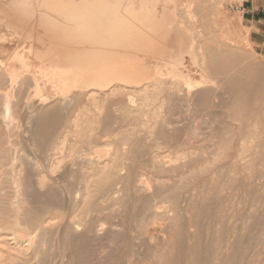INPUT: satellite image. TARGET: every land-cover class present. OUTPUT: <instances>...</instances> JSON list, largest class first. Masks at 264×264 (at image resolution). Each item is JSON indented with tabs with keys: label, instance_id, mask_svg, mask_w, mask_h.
I'll use <instances>...</instances> for the list:
<instances>
[{
	"label": "bare ground",
	"instance_id": "6f19581e",
	"mask_svg": "<svg viewBox=\"0 0 264 264\" xmlns=\"http://www.w3.org/2000/svg\"><path fill=\"white\" fill-rule=\"evenodd\" d=\"M64 1L0 0V7L4 8L0 10L4 119L11 123L20 118L34 124L33 129L26 127L23 132L32 134L33 157L20 147L18 140L12 139L14 134L10 131L0 133V195L5 213L0 221V264H65L68 260V264H151L145 261L146 255L154 249L152 253L157 257L164 246L150 247V240L157 241V237L152 232L148 234L149 227L161 221L165 228L172 229L181 212L189 210L180 204L176 181L172 191L158 190L144 197V171L156 178L169 169L163 164L164 149L185 155L188 148L191 151L201 141L197 144L204 154L221 155L223 159L207 176L211 179L206 183L209 187L204 186L208 196L203 199L207 202L202 198L200 202L208 207L217 198L220 203L225 199L221 193L225 188L215 185L224 180L212 186L215 174H229L226 170H230V164L224 162L228 158L235 160H230L231 166L238 169L237 160L244 157L243 143L253 138L264 118V80L254 84L253 76L242 67L245 55L240 44L251 43L245 34L249 29L242 33V15L230 19L218 5L209 7L206 0H68L69 10H58ZM11 24L15 28L21 26L22 33L25 31L26 42L30 43H24L30 44V51L23 53L19 48L22 45H17V41L22 36L14 35L15 30L11 32L15 29ZM142 46L145 51L140 50ZM37 103L39 107L51 106L34 120L39 111L23 110ZM198 119L208 124V132L197 134ZM185 121L189 123L182 130L180 123ZM184 132L189 135L186 140L182 139ZM103 138H108L104 144L111 149L99 151ZM96 147L99 154L94 159L91 156ZM55 154L58 157L53 160ZM67 159L70 171H61L57 177L51 175ZM199 163L201 170L202 162L200 167ZM245 165L243 169L248 168ZM125 168L128 173H121ZM241 172L227 176L228 188L233 187L235 175ZM258 175L264 176V172L258 170L257 175H249L244 181L253 192L264 190V186L255 185ZM179 178L184 183L185 179ZM151 187L153 191L154 184ZM209 195L213 197L208 198ZM194 196L190 194V200ZM261 197L256 194L253 199ZM111 205L121 209H111ZM229 210L225 213L222 206L214 210L215 219L207 232L213 239L210 249L201 243L200 233L194 236V243L188 235L189 243L185 244V236L181 237L178 253L165 255L166 260L173 264H239L237 253L245 252L242 241L247 229L244 234L238 231L243 237L236 234L237 240L219 243L223 226L228 237L238 230L229 223L233 221V210ZM127 212L129 218L125 216ZM251 213L249 216H254ZM242 222L241 227H246L247 222ZM217 224H221L219 229ZM247 224L249 227V221ZM263 230L264 227L259 231ZM135 232L147 235L137 237ZM115 242L119 246L114 248ZM229 249L236 253L228 252ZM248 257L249 261L254 255Z\"/></svg>",
	"mask_w": 264,
	"mask_h": 264
},
{
	"label": "rangeland",
	"instance_id": "374dc122",
	"mask_svg": "<svg viewBox=\"0 0 264 264\" xmlns=\"http://www.w3.org/2000/svg\"><path fill=\"white\" fill-rule=\"evenodd\" d=\"M184 1H188V0H184ZM207 1V3H208V5H209V7H210V5L212 4V5H218L219 7H220V9L223 11V12H226L225 14L226 15H228V18H230V19H232V17H234L235 18V16H236V18H237V16L239 17V16H241L242 15V13L239 11V10H236V7H238L240 4H241V2H242V0H206ZM218 1V2H217ZM220 1V2H219ZM206 3V4H207ZM218 3V4H217ZM58 10H69V4H68V0H65L63 3L62 2H60L59 3V6H58ZM0 10H4V8H1L0 7ZM211 10V9H210ZM0 14H2L1 12H0ZM3 15V14H2ZM190 17H191V15H190ZM193 19V18H192ZM196 19V18H195ZM189 21V20H188ZM188 24H190V23H188ZM200 24V22H197V24L196 25H199ZM242 25H243V22H242ZM11 26L13 27V25L11 24ZM10 26V27H11ZM245 26L243 25V27H242V33L244 34L245 32H246V28H244ZM2 28V27H1ZM13 28H15V26L13 27ZM18 28H19V30H18ZM18 28H15V29H11V32L12 31H14V32H12V33H14V35H16L17 34V36L18 37H21L22 36V38H24V39H22V38H20L19 39V41H17L18 43H17V45H22L24 48H21V47H19L21 50L23 49V53H25V52H27L29 49V46H30V44H25V43H30V42H26V41H28L27 40V38H26V35L24 34V32L22 33L21 31H23L22 29H21V26L20 27H18ZM18 31V32H17ZM244 31V32H243ZM21 32V33H20ZM0 34H1V32H0ZM24 36H23V35ZM246 35H247V39L249 40V37H248V31L245 33ZM26 38V39H25ZM21 39L23 40V41H21ZM1 41V40H0ZM9 40H7V43L9 44L10 43V41L8 42ZM121 41V43H123L124 44V42H126L125 40H120ZM25 42V43H24ZM128 42V41H127ZM25 46H24V45ZM71 43H69V45H70ZM247 43H241L240 45H241V47H242V50H243V53H244V55H245V61L242 63V67H244L245 69H246V71H248L250 74H251V76H253V80H254V84H260V81L263 79L264 80V54H262L259 50H257L254 46H253V44H247ZM13 45V44H12ZM15 45V44H14ZM29 45V46H28ZM251 45H252V48H251ZM27 47V48H26ZM248 47V48H247ZM18 48V49H19ZM247 48V49H246ZM25 49H27V50H25ZM25 50V51H24ZM140 50L141 51H145L146 50V47L145 46H142V47H140ZM30 51V50H29ZM143 55V54H142ZM3 57V58H2ZM6 56H1V58L2 59H4ZM146 58L148 57V56H145ZM246 57L248 58V59H246ZM7 59V58H6ZM248 60V61H247ZM254 63V64H253ZM249 65H251V66H249ZM252 67H253V69H252ZM253 71V72H252ZM252 72V73H251ZM256 74V75H255ZM255 75V76H254ZM258 75V76H257ZM260 79V80H259ZM3 92H0V103H2V104H0V133H6V132H11L12 134H14V136H12V139L13 140H18V142H19V145H20V147H23L26 151H28V153H29V155L30 156H32L33 157V151L30 149L31 148V138H32V134L31 133H26V135L24 134L25 132H24V130H26L27 128H29V129H33L34 128V124L33 123H30V125H29V123L27 124V121H25V120H23V119H20V118H18V119H15V121L14 122H11L10 123V121L9 122H7L8 120H5L4 119V115L6 114V112H5V109H4V107H3V99H2V97H3ZM2 95V96H1ZM40 105H38V103L35 105V106H33L32 108H31V106L29 107V106H27V107H25L24 108V110H23V112L24 113H26V112H33V113H35L36 111L38 112V113H40V114H38L36 117H35V119L34 120H36L37 118H39V116L41 117V112H42V115L44 114V112H46L45 110H47V109H49L50 108V106H51V104H46V105H43V106H45V107H43V106H41V107H39ZM47 107V108H46ZM43 109V110H42ZM41 110V111H40ZM263 112H264V110H262ZM246 113H248L247 111H245ZM20 121H21V123H20ZM198 122H197V124H196V127L195 128H197V126H199V128H197L196 129V132H197V134H201V133H203V132H208L209 130H208V124L206 123V122H204V120L203 119H198L197 120ZM7 122V123H6ZM205 123V126L203 125L204 123ZM11 124V126L9 125V124ZM20 123V124H19ZM189 123V121L187 122V121H185V123L183 122V123H180V125L182 124L183 126L181 127L182 128V130L184 129V127L185 126H187V124ZM8 126H10V127H8ZM19 124V125H18ZM4 125H6V127L4 126ZM25 125V126H24ZM185 125V126H184ZM2 126V127H1ZM16 127V128H14V127ZM24 127V128H23ZM27 127V128H26ZM31 127V128H30ZM201 127V128H200ZM204 127V128H203ZM205 127H207V128H205ZM9 128V129H8ZM13 128V129H12ZM19 128V129H18ZM244 128H246V127H244ZM203 129H206V130H203ZM5 130H7V131H5ZM17 130H18V132H17ZM199 130V131H198ZM243 130H245V129H243ZM13 131V132H12ZM257 132L256 133H253L254 134V136H253V138L252 139H250V140H248V142H244L243 143V147H245V149L243 150V152H241L242 154H243V160H237L238 161V169H234L232 166H231V163L233 162V161H235V160H233L232 161V159L233 158H228V159H225L224 160V162H227V163H229L230 164V166L228 165V167H230V170H228L227 168V170L226 171H228L227 173H229V174H233V172H241V173H237L236 175H235V179H236V182H234L233 184H232V186L233 187H231V185H230V188H228V184H227V181H228V178L229 177H227L229 174H226L227 176H220V175H218V174H220V172H218L217 174H215L216 176H214V178H213V184H211L212 186H214V184L215 183H218L219 181H222V180H224V181H222V182H219V185H215V186H218L219 188L218 189H221L220 187H223V188H225V189H222V194L224 195V198L226 199H224V200H221L220 201V203H219V200L216 198V199H213L212 201V203L210 204V205H208V207H206V205L204 204V202H207L205 199H206V196H208V191L204 188V186L207 188V187H209V185H206V183H207V181L208 180H211V179H208V177L209 176H211L212 175V172L213 171H215L216 169H217V165L219 166L220 165V163H221V161H222V159L223 158H221V155H220V157H218V156H216V155H211V157H210V155H206V154H204L203 152H202V150L200 149V147H199V143L201 142H196V146L195 147H192V148H190L191 149V151L189 150V148H188V150H186L187 152H185V153H188V154H185L184 155V152L183 153H180V155L178 154V152H176L175 150H170L169 149V151L171 152H169L168 150H166V149H164L163 151H162V154H161V156L163 155V154H166L165 155V157H163V164L166 166V168L168 169V171L167 172H164V173H161V174H158L157 176H156V178H155V175H153L152 173H150L148 170H145L144 171V174H146L145 176H144V174H143V172H142V169H138V171H139V174H143V176L144 177H142V184H144L145 186H144V188H145V190L146 191H144V193L142 194L144 197H150V196H152V194H154V193H156L158 190H163L164 189V191H167V192H170V190L172 191V189L174 188V186L173 185H177L176 184V182L177 183H179V190H178V195H179V198H181L182 199V202L180 203L181 205L183 204V207L182 208H188V210L189 211H182L181 212V214H180V216H179V220L178 221H176L175 222V225H174V227L172 228V229H168V228H165L166 226H165V224H164V222H158V223H156L155 225H151L150 227H149V229H150V231H149V229H148V234L149 235H151V234H154V235H156L155 237H157V241H155L154 239H153V241L152 240H150V247L152 248H154V245L155 244H157V245H155V246H158L159 244H160V246L161 247H163L164 249H163V251L159 254V255H157V257L156 256H154L153 255V253H152V251L154 250V249H152V251L150 250L149 251V253L146 255V262L147 263H153V264H173L172 262H169L168 260H166V256H168L167 254H172L173 252V254H176V253H178V249H179V240H180V238L182 237V238H184V236H185V239H183L184 240V243L185 244H188L189 243V236L188 235H190L191 237H193V239L191 240V243H194L195 242V239H194V236L196 235V234H199L200 233V235H201V240H203V241H201V243L202 244H205V246H207L209 249H210V246L212 245L211 244V241L213 240V239H211V237H209V235L207 234V232H208V226L210 225V223L212 224L213 222H214V219H215V212H216V210H217V208H220V206H222V209L224 210V212L225 213H227V211L228 212H230V210L229 209H231V212H232V210H233V212H232V214H233V216L231 217V220H233L232 222H229L230 223V225L232 224L233 226H235L236 228H238V230L237 229H235V232H232V233H230V236L231 237H228L229 236V233H227V231H225V229H223V227L221 228V230H223V231H221V232H219L220 234H218V236L219 235H221V240L219 241V243L220 242H222L224 245L228 242L229 243V241H230V243L232 242V240L233 241H235V240H237L238 238H239V236H242L243 237V235H239L238 233L240 232V234H241V232H242V234H244L243 232L244 231H246V229H247V232L248 231H250L249 233H245L244 235L247 237V236H249V237H247V238H249V239H246V237L244 236L243 237V241L242 242H244L243 244H244V246H245V252H244V254L242 255V254H240L239 252L237 253V262L239 261V264H261V262H262V260H263V258H264V253H262V248H263V245H264V230L263 231H259V230H262L263 229V227H264V190H262L261 191V188L258 190V191H256V192H253V191H251L252 190V187L250 186L249 187V185L247 184V183H245L246 182V180H247V177L249 176V175H252V174H256L257 175V172H258V170H259V172H264V118L262 119V121H261V123L257 126V130H256ZM24 132V133H23ZM20 133V134H19ZM185 133L186 132H184L183 133V138L182 139H184V140H186L188 137H189V135L188 134H186L185 135ZM24 135V136H23ZM184 136L186 137V138H184ZM188 136V137H187ZM198 138H202V135L201 136H198L197 137V139ZM200 139H198V140H200ZM20 140V141H19ZM23 140H24V142H23ZM215 140V139H214ZM27 142V143H26ZM108 142V138H103L102 139V142L99 144V151H106L107 149H111V147H108L107 145H105L106 143ZM206 141H204V143H205ZM105 143V144H104ZM198 143V144H197ZM27 144V145H26ZM131 146H133V143H132V145ZM98 147V146H97ZM95 148L94 149V151L95 152H97V155H95V152L93 151L92 152V156L91 157H93L94 159H97L98 157V154H99V152H98V148ZM125 147H126V145H125ZM129 147V146H128ZM28 148V149H27ZM248 148V149H247ZM195 149H196V151H195ZM192 150L194 151V156H192L191 154H193V152H192ZM167 153H166V152ZM174 151L176 152V153H174ZM169 152V153H168ZM182 152V151H181ZM197 152V153H196ZM191 153V154H190ZM195 153L197 154L196 156H195ZM200 153V154H199ZM176 154H178L179 155V157H181L182 158V155H184L183 156V158L181 159L180 158V161L178 160V158H177V155ZM182 154V155H181ZM244 154H247V157H245V155ZM251 154V155H250ZM172 155V156H171ZM186 155H188L187 157H189V159L186 157ZM225 155V154H224ZM223 155V156H224ZM58 157V155L57 154H55L53 157H54V159L53 160H56V157ZM105 156V155H104ZM160 156V157H161ZM166 156H170V157H167L166 158ZM174 156H175V158H176V160H174ZM201 156V157H200ZM216 158H215V157ZM222 156V157H223ZM162 157L160 158L161 160L160 161H162ZM186 157V159L184 160V158ZM192 157V158H191ZM215 158V159H217V160H215L214 159V161H212L213 159L212 158ZM219 159H218V158ZM207 158V159H206ZM204 159H206V160H204ZM208 159H210L209 161H208ZM172 160H174V161H172ZM232 162H231V161ZM68 161V162H67ZM170 161V162H169ZM182 161H184V162H182ZM168 162V163H167ZM177 162H181V164L179 165ZM201 163L202 162V164H201V170H200V168H198V163ZM209 162H211V163H209ZM212 162H214V163H212ZM246 162V165L244 164V163ZM252 162V163H251ZM253 162H255V164L253 163ZM48 162H43V164H45L46 166L48 165L47 164ZM167 165H166V164ZM170 163V164H169ZM184 163H186L185 165H184ZM200 163H199V167H200ZM249 165H248V164ZM71 167V165H70V162H69V160L67 159L66 161H64L62 164H61V166L57 169V170H55V171H53V173L51 172V175H53L54 177H57V176H59V175H61L62 173H64L65 171L67 172V171H70L69 169H68V165ZM172 164H178V165H172ZM215 164V165H214ZM242 164V165H241ZM253 165V166H250V165ZM259 164H261V165H259ZM192 167H191V166ZM215 167H214V166ZM245 165V167H247L248 166V168H244L243 169V166ZM256 165V166H255ZM67 168H66V167ZM176 166V167H175ZM187 166H190L189 168L187 167ZM193 166H194V168H193ZM196 166V167H195ZM251 168H250V167ZM255 166V167H254ZM261 166V167H260ZM263 166V167H262ZM65 167V168H64ZM175 167V168H174ZM205 167V168H204ZM207 167H209L210 168V170H208V169H206ZM260 167V168H259ZM62 170H61V169ZM191 168H193L194 170H196L195 172H194V170L193 169H191ZM231 168H233L234 170L233 171H231L232 169ZM240 168V169H239ZM261 169V170H260ZM182 170H183V173H182ZM186 170V171H185ZM62 171V172H61ZM175 171H176V173H175ZM181 171V172H180ZM186 173H185V172ZM210 171V172H209ZM231 171V172H230ZM255 171V172H254ZM59 172V173H58ZM60 172H61V174H60ZM179 172V173H178ZM188 172V173H187ZM189 172H191V173H189ZM196 173L195 174V176H193V174L194 173ZM204 172V173H203ZM207 172H209V173H207ZM251 172H253V173H251ZM54 173H55V175H54ZM121 173H123V174H126V173H128V169H123L122 171H121ZM203 173V174H202ZM250 173V174H249ZM164 174V175H163ZM210 174V175H209ZM240 174V175H239ZM242 174V175H241ZM147 175H149V176H151V175H153V176H151V177H149V176H147ZM163 177H162V176ZM170 175V176H169ZM174 175V176H173ZM179 175V176H178ZM189 175H191V178H186V177H188ZM247 175V176H246ZM146 176L147 177H149L148 179L146 178ZM162 178H161V177ZM167 176H168V178H167ZM178 178H176V177ZM186 176V177H185ZM208 176V177H207ZM242 178H241V177ZM245 176V177H244ZM259 176H262V175H258V177H257V179H256V183H255V185L257 184V185H259V187H263L264 186V176H262V179H261V177H259ZM175 177V178H174ZM179 177H181V180H184V183H182L183 181H181V183L179 182ZM198 177V178H197ZM226 177V178H225ZM236 177H238V178H236ZM159 178H161V180H163L164 182L162 183L161 182V180H159ZM165 178H167V179H165ZM170 178H171V180H172V182H170L169 180H170ZM219 178V179H218ZM244 178H245V180H244ZM146 179H147V181H146ZM150 179V180H149ZM155 179H158L157 181L155 180ZM169 179V180H168ZM195 180L194 181V183H195V185L194 184H192L193 183V181L192 180ZM152 180H154V181H152ZM166 180H168V181H166ZM188 181V183L189 182H191V183H189V185L186 183L187 181ZM200 180H202V182L200 181ZM149 181H151V183L149 184ZM174 181V182H173ZM176 181V182H175ZM201 182V184L203 185H201L200 184V182ZM217 181V182H216ZM245 181V182H244ZM257 181H259V182H257ZM146 182L148 183L147 185H146ZM157 184H156V183ZM160 182V183H159ZM174 183V184H170V183ZM261 182V183H260ZM241 183H244L245 185H242ZM153 184H154V188H153V191H152V187L151 186H153ZM155 184H156V186H155ZM160 184V185H159ZM170 184V185H169ZM183 184V185H182ZM184 184H187L186 186L184 185ZM191 184V185H190ZM240 184H241V186H240ZM151 185V186H150ZM193 185V186H192ZM197 185V186H196ZM223 185H225V186H223ZM151 188H150V187ZM189 186V187H188ZM195 186V187H194ZM202 186V187H201ZM227 186V187H226ZM150 188V190L151 191H149V193L147 192L148 191V189ZM180 187H181V189H180ZM196 187H198L197 189H196ZM190 190H189V189ZM194 189V191L192 192V190ZM203 188V189H202ZM249 188H250V190H249ZM185 189H187V190H185ZM185 190V191H184ZM196 190V191H195ZM200 190V191H199ZM205 190V191H204ZM223 190H225L226 192H224ZM254 190V189H253ZM190 191V192H189ZM203 191V192H202ZM189 192V193H188ZM204 192H205V194H204ZM207 192V193H206ZM232 192V193H231ZM251 192V193H250ZM184 193V194H183ZM188 193V194H187ZM192 193L193 194H195V196H194V200H193V198L190 200V198H189V195L191 194L192 195ZM196 193H199L198 195L196 194ZM250 193V194H249ZM202 194V195H201ZM229 194V195H228ZM247 196H246V195ZM256 195V194H261L262 195V197H261V199H253V196L254 195ZM147 195V196H146ZM185 195V196H184ZM233 195V196H232ZM236 195H237V197H236ZM231 196V198L230 199H228L229 197ZM235 196V197H234ZM249 196V197H248ZM250 196H251V198H250ZM203 197H205V199H203ZM213 197V196H212ZM210 195H209V197L208 198H212ZM247 197H248V199H247ZM185 198V200H184V202H183V199ZM197 198V199H196ZM203 199V201L204 202H202V205H201V200ZM241 198V199H240ZM3 196L2 195H0V205L2 206H0V221H2L3 222V219H4V217H5V213L3 212V210H4V203H3ZM187 199V200H186ZM197 201H196V200ZM250 199V200H249ZM191 201V203H190V201ZM230 200L234 203H232V202H230ZM195 201V202H194ZM195 204V206H197V207H195L194 205H193V203ZM197 202V203H196ZM217 202V203H216ZM227 203V205H225ZM230 203V204H229ZM168 204V203H167ZM212 204L214 205V206H212ZM217 204V205H216ZM220 204V205H219ZM254 204V205H253ZM255 204H257V205H255ZM163 205V204H162ZM165 205H166V203H165ZM215 205H216V207H215ZM254 206V208H253V206ZM232 206H233V208H232ZM116 209H115V208ZM117 207H118V209H117ZM190 207H192V208H190ZM251 207H252V210H251ZM256 207V208H255ZM200 208V209H199ZM209 210H208V209ZM227 208V209H226ZM111 209H115V210H119V209H121V207H119V205H114V206H112L111 205ZM204 209V210H203ZM212 209V210H211ZM250 209V210H249ZM256 210V212L254 211L253 212V210ZM194 210H197V213H196V211L194 212ZM214 210H215V212H214ZM201 211H203L202 213H201ZM211 211V212H210ZM250 211H252L253 213H251ZM248 212H250L251 214H254V216L252 215V216H249L250 215V213H248ZM128 214H125V216L127 215V218H129V215H130V213L129 212H127ZM194 213H196L197 214V216L198 215H200V216H196V214H194ZM205 213V214H204ZM1 214H3V215H1ZM172 214V213H171ZM202 214V215H201ZM194 215H195V217H194ZM207 215H208V217H207ZM257 215V216H256ZM193 217V218H192ZM197 217V218H196ZM204 217V218H203ZM210 217H211V220H210ZM243 217H244V219H243ZM254 217V218H253ZM186 218H187V220H186ZM200 218V219H199ZM252 218V219H251ZM190 219V220H189ZM205 219V220H204ZM207 219V220H206ZM255 219V220H254ZM259 219V220H258ZM117 220H121L120 218L119 219H117ZM230 220V219H229ZM230 220V221H231ZM245 222H244V221ZM254 220V221H253ZM261 220V221H260ZM195 221V222H194ZM198 221H200V222H198ZM208 221H211V222H208ZM238 222V223H234V222ZM244 222V223H248V221H249V227H247L248 226V224L246 225H244V226H246V227H244V228H242L243 227V225L241 224V222ZM207 222L209 223V224H207ZM242 222V223H243ZM234 223V224H233ZM243 223V224H244ZM253 223V224H252ZM238 224V225H237ZM241 224V225H240ZM253 226H252V225ZM258 224H260V228H256L257 227V225ZM251 225V226H250ZM185 226V227H184ZM232 226V227H233ZM242 226V227H241ZM162 227V228H161ZM221 227V224H217V228L219 229ZM240 227V228H239ZM253 227H255V228H253ZM177 228H179L178 230H177ZM188 228V229H187ZM207 228V229H206ZM246 228V229H245ZM161 229V230H160ZM164 229H166V230H164ZM185 229H186V232H184L185 231ZM205 229V230H204ZM243 230V231H240V230ZM163 230V231H162ZM184 230V231H183ZM166 233H165V232ZM206 231V232H205ZM239 231V232H238ZM255 232V234L257 233V235L255 236V234H254V232ZM152 232V233H151ZM153 232H155V233H153ZM161 232V233H160ZM168 232V233H167ZM189 232V233H188ZM151 233V234H150ZM187 233V234H186ZM259 233V234H258ZM261 233V234H260ZM135 234L137 235V237H140V236H146L147 234L146 233H144L143 232V234H141V233H136L135 232ZM158 234V235H157ZM162 234V235H161ZM172 234V235H171ZM185 234V235H184ZM236 234H238L239 236H237ZM249 234H251V235H249ZM139 235V236H138ZM148 235V236H149ZM174 235V236H173ZM176 235V236H175ZM179 235V236H178ZM254 235V236H253ZM260 235H261V238H260ZM178 236V237H177ZM188 236V237H187ZM250 236L252 237L251 238V240L252 241H249L250 240ZM220 237V236H219ZM227 237V238H226ZM188 238V239H187ZM236 238V239H235ZM258 239V241H255V239ZM159 239V240H158ZM174 241H173V240ZM210 239H211V241H210ZM222 239H223V241H222ZM256 239V240H257ZM187 242H186V241ZM207 240V241H206ZM152 241V242H151ZM204 241H205V243H204ZM249 243H248V242ZM173 242V243H172ZM255 242L257 243V244H255ZM261 242H262V244H261ZM218 243V244H219ZM248 243V244H247ZM119 244V242H115V243H113V246H114V248L115 247H117V246H119L118 245ZM153 244V245H152ZM164 244V245H163ZM174 244V245H173ZM250 244V245H249ZM171 246V249H170V246ZM172 245L174 246V250L172 249L173 247H172ZM262 245V246H261ZM204 246V245H203ZM248 246V247H247ZM256 246V247H255ZM176 248V249H175ZM251 248L253 249V248H256L257 250H255V249H253L252 251H251ZM259 248V249H258ZM167 249H169V250H167ZM172 250V251H171ZM255 250V251H254ZM166 251V252H165ZM169 251V252H168ZM165 252V253H164ZM228 252H235L236 253V250H233V249H229L228 250ZM247 252V253H246ZM250 252H252V253H250ZM259 252H261L260 254H262V255H260L259 254ZM255 253V254H254ZM258 254L260 255V256H262V258H261V260H259L260 259V256H258ZM166 255V256H165ZM253 255H254V258H249V257H253ZM150 256V257H149ZM241 256H243V258H241ZM249 256V257H248ZM159 257V258H158ZM249 258V261H248V259L246 260V258ZM245 258V260L246 261H244V263H243V261L241 260V259H244ZM161 259H162V261H161ZM255 260H257V263H256V261ZM259 260V261H258ZM68 262H69V260H68ZM68 262H66L65 264H68ZM264 262H262V264H263ZM5 264H10V263H5ZM69 264H71V262L69 263ZM238 264V263H237Z\"/></svg>",
	"mask_w": 264,
	"mask_h": 264
},
{
	"label": "crops",
	"instance_id": "0c3cea01",
	"mask_svg": "<svg viewBox=\"0 0 264 264\" xmlns=\"http://www.w3.org/2000/svg\"><path fill=\"white\" fill-rule=\"evenodd\" d=\"M238 7L249 41L264 54V0H242Z\"/></svg>",
	"mask_w": 264,
	"mask_h": 264
},
{
	"label": "built area",
	"instance_id": "2783aa9c",
	"mask_svg": "<svg viewBox=\"0 0 264 264\" xmlns=\"http://www.w3.org/2000/svg\"><path fill=\"white\" fill-rule=\"evenodd\" d=\"M240 9H241L240 7H236V10H239L240 11Z\"/></svg>",
	"mask_w": 264,
	"mask_h": 264
}]
</instances>
